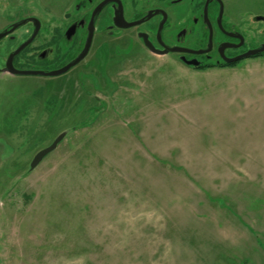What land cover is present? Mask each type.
I'll use <instances>...</instances> for the list:
<instances>
[{
	"label": "rangeland",
	"instance_id": "1",
	"mask_svg": "<svg viewBox=\"0 0 264 264\" xmlns=\"http://www.w3.org/2000/svg\"><path fill=\"white\" fill-rule=\"evenodd\" d=\"M73 1L0 0V28L37 18L25 54L51 61L67 49L51 35ZM223 1L254 27L247 48L264 45L253 21L264 0ZM19 28L0 42V66ZM133 33H97L63 76L0 71V264H264V151L251 154L253 181L233 153L264 147V55L198 70Z\"/></svg>",
	"mask_w": 264,
	"mask_h": 264
},
{
	"label": "flooded vegetation",
	"instance_id": "2",
	"mask_svg": "<svg viewBox=\"0 0 264 264\" xmlns=\"http://www.w3.org/2000/svg\"><path fill=\"white\" fill-rule=\"evenodd\" d=\"M72 8L74 12L72 20L70 21V13H65L64 23H61L59 29L51 35L53 41L61 42L67 49L61 57L52 58L51 61L48 59L47 49L35 51L32 55L25 54L42 34L43 27L37 18L27 17L19 21H9L0 28V33L8 32L17 23L26 21L24 38L8 53V58L10 53L33 34L35 30L33 19L38 21L39 29L35 38L12 61L15 69L50 72L64 67L81 54L90 31H93L92 40L86 57L91 51L96 34L104 31L111 33L113 30L134 32L139 43L151 55L159 57L177 55L181 63L195 69L207 66H233L237 62L228 64L225 60L253 50L247 48L245 34L254 27H250L249 30L242 29L238 17L230 20L223 0H74ZM103 13L108 18L106 17L99 26L98 22ZM253 21H259L264 25L262 16L254 17ZM66 22L69 23L66 25ZM122 22L133 26L117 25ZM19 29L7 34L1 41H15ZM6 60L0 66L3 74H9L4 71ZM187 62L194 64L187 65Z\"/></svg>",
	"mask_w": 264,
	"mask_h": 264
},
{
	"label": "water",
	"instance_id": "3",
	"mask_svg": "<svg viewBox=\"0 0 264 264\" xmlns=\"http://www.w3.org/2000/svg\"><path fill=\"white\" fill-rule=\"evenodd\" d=\"M33 21H34V25H35V30H34L33 34L31 35V37L28 40H26L25 42L20 44L16 50H14L12 53L9 54V56L6 60V63H5V69H4L5 72H7L11 75H15V76H42V77H51V78L59 77V76L66 74L71 68H73L74 66L79 64L86 57L88 50L90 48V43L92 40L93 31H90L86 45H85L83 51L81 52V54L79 56H77V58L74 59L72 62L68 63L67 65H65L64 67H62L60 69L50 71V72L30 71V70H26V71L24 70L23 71V70L15 69L13 67V64H12L13 59L33 41V39L35 38V36L38 32V29H39L38 21L35 19H33ZM91 22H92V20H91ZM24 24H26V21H21V22L17 23L16 25H14L10 31L0 33V41L7 34L12 33L14 30L18 29L19 27L23 26ZM117 25L120 27H129L131 25L133 26V24H127L126 25V24H124V22H122V24L117 23ZM263 53H264V45H262L259 48L250 50V51H248V52H246V53H244L238 57H235V58H232L229 60H225V62L228 64H232V63H236L240 60L251 58V57L263 54ZM186 64L187 65H193L194 63L187 62ZM63 136H64L63 134L59 135L49 147L39 151L34 156L32 162L30 164V168L34 169L44 159V157H46L48 154L53 152L56 149L58 143L63 139Z\"/></svg>",
	"mask_w": 264,
	"mask_h": 264
},
{
	"label": "crops",
	"instance_id": "4",
	"mask_svg": "<svg viewBox=\"0 0 264 264\" xmlns=\"http://www.w3.org/2000/svg\"><path fill=\"white\" fill-rule=\"evenodd\" d=\"M263 79H264V76H263ZM236 85H234V87H235ZM241 87L243 86V84H241L240 85ZM247 102H248V99H247ZM224 149V148H223ZM240 149V151L239 150H236V149H233L234 151H233V153L234 154H237V153H239V154H241V155H245V156H243V158H246V159H242V168L243 169H249L250 171H252V170H256V174L255 175H251V173L250 174H248V175H245V177H244V179L245 180H249L250 179V181H253V180H255V178L257 177V173H258V171H260L259 170V165L257 166V163H256V161H255V158H253L252 156H251V154L252 153H255L256 152V149H258V152H261L262 151V149H263V151H264V147L263 148H261V149H259V148H256V147H248V148H239ZM225 150H223L222 152H224ZM249 182V181H248ZM263 247H261L260 249H261V252L263 253V255H264V248L262 249Z\"/></svg>",
	"mask_w": 264,
	"mask_h": 264
},
{
	"label": "trees",
	"instance_id": "5",
	"mask_svg": "<svg viewBox=\"0 0 264 264\" xmlns=\"http://www.w3.org/2000/svg\"><path fill=\"white\" fill-rule=\"evenodd\" d=\"M263 55H264V53L260 54V55H257V56H254V57L263 56ZM222 66L226 67V66H231V65H222ZM211 67L212 66L200 67V68H198V70H204V69L211 68ZM219 67H221V66H219Z\"/></svg>",
	"mask_w": 264,
	"mask_h": 264
}]
</instances>
